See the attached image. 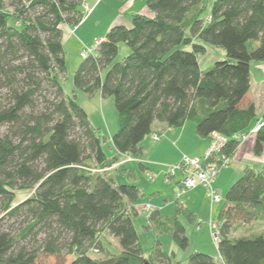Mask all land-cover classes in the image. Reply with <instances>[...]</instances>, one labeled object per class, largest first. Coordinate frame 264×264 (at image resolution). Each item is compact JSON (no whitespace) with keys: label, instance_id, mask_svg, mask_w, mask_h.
Returning <instances> with one entry per match:
<instances>
[{"label":"trees","instance_id":"obj_1","mask_svg":"<svg viewBox=\"0 0 264 264\" xmlns=\"http://www.w3.org/2000/svg\"><path fill=\"white\" fill-rule=\"evenodd\" d=\"M84 3L0 0V264H181L161 244L144 253L134 223L142 189L113 165L140 156L156 122L192 121L202 137L218 131L230 137L224 152L233 157L241 141L232 136L258 119L251 66L264 61V0H146L150 13L110 27L73 81L90 97L113 98L119 129L111 137L62 85L64 32L81 24ZM121 43L130 48L123 56ZM208 45L225 56L202 69ZM254 152H264V125ZM18 191L31 194L18 200ZM181 217L197 222L178 201L172 215L150 213L157 233L187 250ZM263 220L264 169L247 166L217 220L220 258L196 250L187 264H264V229L233 235ZM106 235L117 241L115 252Z\"/></svg>","mask_w":264,"mask_h":264},{"label":"crops","instance_id":"obj_2","mask_svg":"<svg viewBox=\"0 0 264 264\" xmlns=\"http://www.w3.org/2000/svg\"><path fill=\"white\" fill-rule=\"evenodd\" d=\"M131 1L132 0L126 2L125 9L131 6L130 4ZM134 2H136V0H134ZM93 7H91L87 13H90ZM86 17L87 15L85 14L83 21ZM127 20L128 19H125L124 23L122 24L128 25L126 23ZM119 21L115 20L113 21V23ZM113 23L110 26L109 25L107 26L106 33L108 32L110 27L113 26ZM82 25L83 24L78 25L75 28L68 26L65 29V31L67 30L69 33V35L67 34L68 38L77 41V46L78 49L80 50L79 52L80 55L84 46L92 43L94 40L103 39L106 35L105 33V35H94L92 38L91 36L85 37L84 30L80 31L82 29L81 28ZM255 67L257 71L256 80L254 79L255 74H253L251 70V74H252L251 92H252V100L254 101L257 108L258 119H256L252 123L251 129L258 126L259 120L262 119L264 112V61L257 62ZM154 130H155L154 132H160L161 137L159 140L154 141L149 135L146 137L149 139V141H145L146 140L145 139L142 142V147H143L142 154L136 158L131 159V161L133 160L137 161L138 163L137 168L131 166L128 167L126 165V162L130 160L126 158L113 165V167L116 168L115 173H117V175H119V177L123 181L126 182L130 181L129 183H135L141 187L143 194L135 203V207L139 212L138 215L143 216L144 218L143 225L147 230L148 229L155 230L153 220L150 219V213L152 211L158 210L161 216L172 215L175 212V207L178 201L182 203L185 207H188L192 211H194L197 216V222L195 223H191L186 218L181 217V220L186 227V232L190 237L191 240L190 245L193 247V250L195 251L203 250L205 252L212 254L215 257L213 248L211 247V243H209L211 242V240L208 236V232H210L215 247L218 250V242L214 241L210 227V223L212 221H216V219L217 220L219 219L220 209L216 204L217 202L211 200V198L207 195L206 188L202 185H199L193 189L181 191V183H180V180L182 178L181 174H178L176 180L174 181L171 182L165 181V173L168 166L179 162L184 155L202 156L209 146L210 139L209 137L200 136L196 131V124L192 121H188L184 126L179 128L168 127L164 123L156 122L154 124ZM256 132L251 133L247 139H245L239 144L238 148L236 149L232 157L233 164L232 163L231 164L233 166L226 169L222 168L221 171L219 172L214 185L215 188L220 192V194L222 193L226 194V191L229 190L231 184L235 181L236 178H239L241 176V174L243 173L244 169L247 166H251L253 168H256L257 170L264 169V159H263L264 152L260 156H257L254 152ZM111 135L109 137H111ZM140 162L144 163L147 167V169L144 172H142L143 170L140 168ZM140 171L142 175H144L145 179L152 181L147 185V189L144 188L139 183H137L140 178L139 177ZM148 172H150L153 175L152 179H150L149 176L147 175ZM216 212L218 213L216 214ZM134 223L136 225L135 219H134ZM188 224H192V226H190L191 228H189ZM204 224H207L209 226V230L208 228H206V231L201 232L203 229L202 225ZM252 225H249L248 227L252 228L251 227ZM263 229H264V225L263 226L260 225L257 228V230L259 231ZM242 230L243 229H241L240 231ZM235 231H233V235L239 236L237 234L239 232H235ZM155 232L158 237L161 236L162 234L169 235L168 233H160V232L157 233L156 230ZM242 234H248V233L244 232ZM170 239L174 242L171 236ZM158 244H161L160 248L162 250H164L165 252H170L163 249L162 243L158 239H157V245L151 251L156 249ZM170 247L172 248V251H174L177 255V252L175 251L176 247L173 246V244L171 243H170ZM215 258L218 259L220 258L219 250H218V257ZM186 264H187V260H186Z\"/></svg>","mask_w":264,"mask_h":264},{"label":"rangeland","instance_id":"obj_3","mask_svg":"<svg viewBox=\"0 0 264 264\" xmlns=\"http://www.w3.org/2000/svg\"><path fill=\"white\" fill-rule=\"evenodd\" d=\"M86 1H87L86 3H88L89 6H91V7L94 6V7L90 13L85 12L87 17L84 19L83 22H81V24H83V25H82V27H81L82 29L80 31L84 30V36L85 37L91 36V38H92L94 35H105V33L107 31L106 30L107 26L108 25L110 26L113 23V21H115V20L116 21L120 20V21L114 22L115 24L113 23V25H117L119 23H124V20L128 19L126 21V23L129 26L130 22H131L130 21V15L132 13H135V12L136 13H138V12L149 13L150 12L149 8L147 7L146 0H136V2H134V0H132L133 2L131 1V3H130L131 6L129 8H126V9H125L126 2L129 0H127V1L126 0H86ZM213 1L214 0H206V3L209 6H211ZM123 10H124V12H123ZM67 34L69 35L68 31L66 30L64 32L63 41H64V52H65L66 66H67V78L62 82L63 88H64L66 93L71 94V95L73 94V91L76 90V94L78 97L77 100H78L79 104L87 111L88 117H89L91 123L93 124V126L100 129V131L103 134L110 136L111 134L115 133L119 129V117H118V112H117L116 108L114 107L113 98L112 97L103 98L99 93H97L93 97H90L84 91L75 88L74 81H73L74 74H75V71L78 69L80 63L82 62L83 57L79 54L80 50L78 49L77 41H74L71 38H68ZM77 34H78V32H77ZM94 43H95V40L92 43L84 46L83 49H85L87 47H92L94 45ZM129 52H130V48L125 43H121L120 44V55L123 56ZM223 56H225V51L222 48H218V47H214L212 45H208L206 52L199 56L200 66L202 69H207L208 67L213 65L216 60L221 59ZM256 64H257V62H253L252 66H251L252 73L255 74L254 75L255 80H256V73H257L256 67H255ZM158 133L160 134V132H158ZM145 141H149V139L146 138ZM106 149L110 155L113 154V151L109 147H107ZM263 159H264V155H263ZM232 164H230L229 166H226L223 169L232 167L233 166ZM126 165L128 167L131 166V167L137 168L138 163L135 160H133V161L130 160V161L126 162ZM142 172H144V171H142ZM139 174H140V176H139L140 178H139L137 183H139L140 185H142L144 188L147 189V185L152 181L145 179V177H144V175H142L141 171ZM150 179H152V178H150ZM237 179L238 178H236L235 181ZM127 181H129V180H127ZM133 182H135V181H133ZM227 191H226V193H227ZM30 194H31V192H29V191H18V193H17L18 197L17 198H18V200L23 199ZM225 195L226 194L222 193L221 194L222 200L220 202L216 203L218 208L220 209L219 211H221V209L224 205ZM217 206H216V208H217ZM216 211H217V209H216ZM217 213L218 212H216V214ZM134 219L136 221V228H137L138 233H139L141 246H142L144 253L146 255H148V253L157 245V239L162 243L163 249L170 251V252H172V248L170 247V243L173 244V246L176 247L175 248V251L177 252L176 257H177V259L182 261V264H186V258H187L186 256L190 252L195 251V250H193V247L191 245L187 250L180 249L177 245H175L176 243L173 242L170 239V236L167 234H162L161 236L158 237L155 230H153V229L147 230L145 228V226L143 225L144 218L142 215H138ZM216 221H217V219H216ZM260 225L261 226L264 225V220L259 221L257 223H254L251 226L252 228H250L248 226L245 228L240 227L237 229L238 231H235V232H239V233H237L238 235H240L244 232L253 233L255 231H259V230H257V228ZM188 226H189V228H191L190 226H192V224H188ZM202 228L203 229L201 232L206 231V228H208V230H209V226L207 224L202 225ZM241 229H243V230L240 231ZM196 231H198V230H196ZM208 236H209L211 242H209V241H207V242L211 243V247L213 248L214 255H215V257H218V250L215 247V244L212 240L210 232H208ZM104 237L105 238H103V242L105 243L106 246H108V248H110L114 252L116 250H118L119 247H118V243L115 240V238H113L112 236H109V235H106ZM199 251H203V250H199ZM47 260L52 261V262L55 261V259L52 257L48 258Z\"/></svg>","mask_w":264,"mask_h":264},{"label":"built area","instance_id":"obj_4","mask_svg":"<svg viewBox=\"0 0 264 264\" xmlns=\"http://www.w3.org/2000/svg\"><path fill=\"white\" fill-rule=\"evenodd\" d=\"M83 7L84 12H88L91 8L88 3H84ZM101 41L102 39L95 40L92 47H87L81 51V56L84 58L94 52ZM263 125L264 121L261 120L259 121L257 127L249 130L248 132L236 133L232 136V138L242 142L247 139L251 133L258 131V129ZM150 136L154 141L159 140L161 137L158 132H152ZM209 139V146L202 156L184 155L179 162L168 166L165 173V181H174L176 180L178 174H181V191L193 189L202 185L206 188L207 195L212 201L220 202L222 200V196L215 188L214 184L221 169L229 166L233 161V158L224 152L230 137L218 131H213L210 134ZM128 159L131 160L132 157H128ZM147 175L149 178L153 177L150 172H148ZM210 227L214 241L218 242L220 238L219 222L212 221L210 223Z\"/></svg>","mask_w":264,"mask_h":264}]
</instances>
